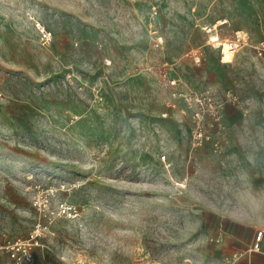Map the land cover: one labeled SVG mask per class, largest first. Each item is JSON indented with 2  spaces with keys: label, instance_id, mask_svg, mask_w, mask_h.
<instances>
[{
  "label": "rangeland",
  "instance_id": "obj_1",
  "mask_svg": "<svg viewBox=\"0 0 264 264\" xmlns=\"http://www.w3.org/2000/svg\"><path fill=\"white\" fill-rule=\"evenodd\" d=\"M262 42L264 0H0V264H264ZM185 90L223 103L221 153Z\"/></svg>",
  "mask_w": 264,
  "mask_h": 264
},
{
  "label": "built area",
  "instance_id": "obj_2",
  "mask_svg": "<svg viewBox=\"0 0 264 264\" xmlns=\"http://www.w3.org/2000/svg\"><path fill=\"white\" fill-rule=\"evenodd\" d=\"M224 23H228L230 26H233L228 19H225ZM38 29L41 31L43 38H45L47 41H52V34L50 31L45 30V28H42L40 25L38 26ZM233 29L235 32V37L233 40L220 42L218 35H213L209 39V44H212L215 48L221 51L222 59L224 57L223 51L225 50V46L228 45V48L230 49L229 51L235 56L237 52L242 50L248 43V35L243 31V29ZM207 30L208 32H213L211 28H208ZM200 51L201 50L199 48H196L190 55L196 62H200ZM263 52L264 42H262L260 47L257 48V54L259 56H262ZM167 83L170 88H176L178 87L180 80L169 79ZM174 97L176 100H181L185 104V108L189 113L193 147L200 148L205 143H209L215 153H221L224 146L229 143L226 128L221 122L223 103L217 101L214 94L208 90L201 92H190V90L179 91L174 94ZM227 103H231L233 105L238 104V97L235 95H230V92H228ZM76 209V207L68 204L60 205L61 212L63 214H67L70 217L78 214ZM262 240L263 233L260 232L256 237L254 245L252 246V252L258 253L261 250L260 243ZM15 251H22V246L20 243L10 241L6 243L0 241V256L7 252L9 256L15 260ZM26 252L27 250L24 249V254ZM26 257L28 260H30L32 255L30 253H26Z\"/></svg>",
  "mask_w": 264,
  "mask_h": 264
},
{
  "label": "bare ground",
  "instance_id": "obj_3",
  "mask_svg": "<svg viewBox=\"0 0 264 264\" xmlns=\"http://www.w3.org/2000/svg\"><path fill=\"white\" fill-rule=\"evenodd\" d=\"M223 23V22H222ZM230 49L228 48V45L225 46V50L223 51L224 57L222 59L223 62H230L234 57L232 52L229 51ZM215 54V53H214Z\"/></svg>",
  "mask_w": 264,
  "mask_h": 264
}]
</instances>
